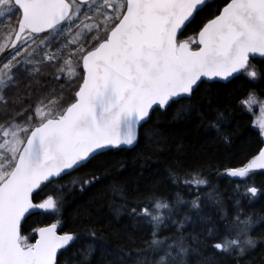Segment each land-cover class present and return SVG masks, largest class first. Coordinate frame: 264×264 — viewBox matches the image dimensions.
Here are the masks:
<instances>
[{"label": "snow or ice", "instance_id": "snow-or-ice-1", "mask_svg": "<svg viewBox=\"0 0 264 264\" xmlns=\"http://www.w3.org/2000/svg\"><path fill=\"white\" fill-rule=\"evenodd\" d=\"M209 3L210 0H0V23L19 13L16 25L6 35L14 55L0 67V90L11 86L15 73L21 70L38 72V68L29 67L34 61L43 64L55 60L60 72L56 78L68 79L69 85L77 79L81 81L70 102H65L62 94L47 97L18 113L19 121L0 125V264H59L58 251L76 242L75 234L57 235L56 223L35 229L39 234L35 243L21 234L22 222L35 214L33 210H60L62 195H47L34 203L33 194L43 191L42 186L56 184L62 175H71L110 148L133 145L138 126L146 123L152 112L191 101L203 85L215 78L226 81L237 73L258 78L250 56L264 57V0H226L195 37L182 39L187 26ZM22 36L25 43L29 38L33 43L41 41L31 52L24 49L27 55L23 69L22 62L16 59L21 54L18 41ZM57 44L56 53L46 51ZM8 47V43H0V51ZM65 52L68 56L61 61L58 54ZM73 57H78L75 65ZM77 68H82L79 76L73 75ZM256 102L250 94L241 104L251 109ZM212 126L219 129V124ZM258 126L264 137V120ZM255 169H264V149L245 166L227 172L245 180ZM95 179L71 183L83 186ZM173 179H182L185 186L197 190L209 183L198 173L174 175ZM239 190L237 184V194L249 202L264 195L247 184L242 194ZM207 198L223 211L222 201L214 192ZM180 205L194 210L204 222V242L184 236L185 225L192 217L185 213L182 219H174L180 214ZM235 206L234 215L223 212L222 228L200 215L199 195L185 201L177 194L174 203L152 195L135 202L129 214L151 225L152 238L146 244L151 253L158 255L156 264H188L190 252L195 251L189 244L192 239L197 247L203 243L227 256L242 257L256 247L257 241L251 235L256 222L243 214L241 199L235 201ZM166 221L176 226L177 234L159 239ZM90 235L95 237L96 233ZM92 251L89 245L85 259ZM202 264L213 262L205 259Z\"/></svg>", "mask_w": 264, "mask_h": 264}, {"label": "trees", "instance_id": "trees-1", "mask_svg": "<svg viewBox=\"0 0 264 264\" xmlns=\"http://www.w3.org/2000/svg\"><path fill=\"white\" fill-rule=\"evenodd\" d=\"M225 3L226 0H210L187 26L183 38L194 37L203 23L217 14V9ZM23 57L20 58L22 69ZM250 64L257 69L258 78L239 73L226 82L210 81L191 101H181L152 112L151 118L140 126L133 147L110 148L86 166L72 171L71 175H62L56 184L42 186L43 191L38 190V195L34 193V201H42L47 195H62L60 210L28 215L26 222H22L21 234L29 237L32 243L35 229L51 222L58 224L59 232L75 234L76 242L60 251L59 264H156L158 255L151 253L146 244L152 238L151 225L129 214L135 202L154 195L174 203L177 194L185 201L199 195L200 215L222 228L223 212L234 215L237 211L235 201L241 199L243 214L252 216L256 222L251 233L257 241L256 247L242 257L227 256L203 243L197 247L196 240L192 239L189 244L195 251L190 252L188 264H202L205 259L213 264H264V195L249 202L236 191L240 184L242 194L247 184L264 193V170L252 171L245 180H236L226 174L230 168L246 165L263 145L258 118L264 110V58H250ZM33 65L38 72L21 70L15 73L16 80L11 86L0 90L6 101H0V125L19 121L18 113L47 97L62 94V99L70 102L81 83L77 79L69 85L68 79L56 78L60 77V72L55 60L43 64L34 61ZM81 74L82 68L73 73L75 76ZM250 94L257 101L251 109L241 104ZM215 124H219L218 130L212 126ZM193 173L206 179L208 186L197 190L185 186L182 179L178 182L173 179L174 175L183 177ZM94 176L97 179L90 184L71 183L92 180ZM210 192L222 201L223 211L214 200L207 198ZM185 213L192 220L185 225L184 236L204 242L205 225L194 210L180 205V214L174 219H182ZM165 223L167 227L161 226L159 239L177 234L175 225ZM91 232L96 233L95 237ZM89 245L94 251L85 259Z\"/></svg>", "mask_w": 264, "mask_h": 264}, {"label": "flooded vegetation", "instance_id": "flooded-vegetation-1", "mask_svg": "<svg viewBox=\"0 0 264 264\" xmlns=\"http://www.w3.org/2000/svg\"><path fill=\"white\" fill-rule=\"evenodd\" d=\"M89 2L91 3V2H93V0H90ZM90 15H92L91 12H90ZM13 19L15 20V18H13ZM16 19H17V14H16ZM85 22H91V21H85ZM14 26H15V24H14L13 22H11L10 25H9V28L14 27ZM5 34H6V33H5ZM74 34H75V30L73 31V35H74ZM40 35L42 36L43 34H40ZM22 40H23L24 43H25V38H24V37L22 38ZM22 40H21V41H22ZM61 41L63 42V40H61ZM0 43H6V40H5L4 35H3L2 37H0ZM36 43H38V44H36ZM40 44H41L40 39H37V40L35 41V43H33L32 40L29 38V39H27V43H25L24 49L26 48V49H27V52H31L33 48H36L37 45H40ZM58 45H59V44L55 45L54 47H52V48H50V49H46V51H48L49 53H54V52H55L54 50L56 49V47H57ZM6 50H8V48L5 49V50H3V51H0V55H1V57H0V67H2V65H3L4 63H7V62H8V59H9L12 55H14V50H13V49H10V50H9V53H8L7 55L4 53ZM24 52H25V51H24ZM27 52H25V56L27 55ZM16 59L18 60L17 57H16Z\"/></svg>", "mask_w": 264, "mask_h": 264}, {"label": "water", "instance_id": "water-1", "mask_svg": "<svg viewBox=\"0 0 264 264\" xmlns=\"http://www.w3.org/2000/svg\"><path fill=\"white\" fill-rule=\"evenodd\" d=\"M222 9V8H221ZM207 22V21H206ZM205 22V23H206ZM19 42V41H18ZM11 47V46H10ZM251 57H253V58H256V57H261V58H264V57H262V56H260L259 54H255L254 56H250V58ZM239 73H237V74H234L232 77H230L228 80H230V79H232L234 76H236V75H238ZM203 79H207V78H203ZM228 80H226V81H228ZM213 81H223V82H226L225 80H222V79H220V78H215ZM155 107V106H154ZM144 122H141V125L143 124ZM140 125V126H141ZM140 126H138V128H137V139H138V132H139V128H140ZM262 137V136H261ZM262 140H263V145H262V148L261 149H264V137H262ZM136 142H137V140L134 142V144L133 145H131V146H128V145H121L120 147H128V148H130V147H133L135 144H136ZM260 149V150H261ZM259 154V153H258ZM257 154V155H258ZM256 155V156H257ZM255 157V156H254ZM253 157V158H254ZM252 158V159H253ZM251 159V160H252ZM250 160V161H251ZM249 161V162H250ZM248 162V163H249ZM238 168H240V167H238ZM230 169H234V168H230ZM229 170V169H228ZM255 170H257V169H255ZM226 174L228 175V172L226 171ZM231 177V176H230ZM232 178H234V179H240L239 177H232ZM39 202H41V201H39ZM34 203H38V202H35L34 201ZM33 212H43V211H38V210H33ZM47 213H50V212H47ZM27 215V214H26ZM53 223H56V222H51V223H48V224H46V225H43V226H40V227H38V228H41V227H47V226H50L51 224H53ZM57 224V223H56ZM56 231H57V235H63V234H65V233H71V232H59V230H58V224H57V229H56ZM36 232V231H35ZM73 234V233H72ZM37 239H39V234H38V232H36V237H35V240H34V242L33 243H35V241L37 240ZM62 250V249H61ZM61 250H59L58 251V256H59V253H60V251Z\"/></svg>", "mask_w": 264, "mask_h": 264}, {"label": "rangeland", "instance_id": "rangeland-1", "mask_svg": "<svg viewBox=\"0 0 264 264\" xmlns=\"http://www.w3.org/2000/svg\"><path fill=\"white\" fill-rule=\"evenodd\" d=\"M6 19H9V18H6ZM2 26H3V25H2ZM9 29H10V28H9ZM8 31H9V30H8ZM8 31L6 32V34H5V33H1V34H0V37H2L3 35H4V37H6ZM7 43H9V42L7 41ZM36 44H38V43H36ZM23 48H24V47H23ZM60 57H62V56H60ZM17 58H18V60L20 61V58L22 59L21 54H20V56H17ZM262 118H264V113H263V115H262Z\"/></svg>", "mask_w": 264, "mask_h": 264}]
</instances>
